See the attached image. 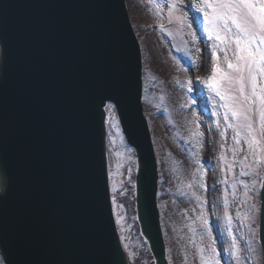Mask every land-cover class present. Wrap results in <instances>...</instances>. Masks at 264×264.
<instances>
[{
    "label": "water",
    "instance_id": "obj_1",
    "mask_svg": "<svg viewBox=\"0 0 264 264\" xmlns=\"http://www.w3.org/2000/svg\"><path fill=\"white\" fill-rule=\"evenodd\" d=\"M125 0H0L3 264H127L107 178L105 106L136 156L135 208L167 264L141 54ZM264 264V179L259 192Z\"/></svg>",
    "mask_w": 264,
    "mask_h": 264
},
{
    "label": "rangeland",
    "instance_id": "obj_2",
    "mask_svg": "<svg viewBox=\"0 0 264 264\" xmlns=\"http://www.w3.org/2000/svg\"><path fill=\"white\" fill-rule=\"evenodd\" d=\"M125 2L133 24L142 25L151 32H153L152 26L156 25L164 35L162 41L164 40L163 42L167 44V51L172 49L176 53L181 51L184 54L186 61H182L184 68L181 66L182 69H180L186 82H191L190 85L187 83L184 85L188 91L184 95L163 94L164 89L160 82L173 74L174 69L162 61L152 35L146 32L143 43L148 57L149 72L147 74L150 86L147 87L152 89L149 88L148 100L143 105L146 107L153 105L156 108L157 117L154 114L149 116L153 136L161 138L168 135L170 137L169 142L163 141L162 145L165 151L168 150V154L159 159L158 166L161 180L162 229L169 237L179 235L181 229L186 230L180 238L187 248L195 245L193 248L196 249L198 264L201 262L197 246L207 247L209 243L216 248L221 264H229L231 241L227 236L224 219L225 201H227V211L233 218L231 228L238 246L243 242V245L239 246L240 264L245 262L261 264V250L257 238L258 214L256 213L255 221L251 225L245 224L242 219H237V212L242 217L247 208L244 209L234 203L233 193L240 182L238 177L244 176L242 172H249V166L255 168V171H251L248 176L250 178L252 175L256 176L254 182L256 181L255 186L258 189L264 164H253L254 156L245 143L246 130L238 129L241 134L237 136L234 128L229 127V124L235 125L237 122L224 107L225 101H222L215 90L208 86L207 81L212 76L213 50L217 52V65L221 71L228 72L229 69L224 62L225 51L221 50L225 46L209 35L208 29L211 26L206 22L204 13L197 11V6L202 3V0H176L180 9L174 14L171 22H169V9L166 6L168 0H126ZM144 5H147V8ZM175 16L186 17L187 23L182 24L175 19ZM188 25L192 27L189 28ZM190 31L195 35V42L188 34ZM198 48L201 51H197ZM232 49L235 50L234 44ZM228 57L230 60L233 59L231 51L228 52ZM201 79L205 80L201 81ZM255 83L257 92L256 96L251 97L248 114L256 138L260 140V148L256 151V156L264 157V139L259 132L261 105L258 99L261 95L260 90L264 88V77L256 75ZM221 85L222 88L227 87L224 81H221ZM245 91L251 95L250 81L246 83ZM114 116V110H109L107 105L105 128L107 143L110 144L107 158L110 190L111 195L116 193L117 197L123 196L128 199L126 208L113 205L115 221L119 227L118 231L120 234L122 231L125 237L124 245L129 264L136 257H140L143 264H151L147 250L138 238L133 198L130 199L127 193L124 195L120 193L124 184L128 186L131 184L136 164L132 152L124 144ZM248 154L251 155L248 156ZM243 156H247L248 159L245 160ZM218 162L222 165L221 167L217 164ZM123 164L126 170H122ZM230 166L231 170H229ZM220 174L223 175L222 179L221 177L218 179ZM189 184L191 187H188ZM193 193L201 198L200 202L195 199ZM172 194L174 196H171ZM201 210L208 218L212 233L211 239L205 236L203 242L201 241L203 229L200 221L196 219ZM249 227L255 230L254 239H251ZM121 237L123 238L122 234ZM246 243L254 251H246ZM170 252L172 263L179 264V253L174 246H171ZM207 255H211L210 250ZM0 264H2L1 261ZM232 264H235L234 260Z\"/></svg>",
    "mask_w": 264,
    "mask_h": 264
},
{
    "label": "snow or ice",
    "instance_id": "obj_3",
    "mask_svg": "<svg viewBox=\"0 0 264 264\" xmlns=\"http://www.w3.org/2000/svg\"><path fill=\"white\" fill-rule=\"evenodd\" d=\"M166 6L169 9V22H171L174 14L179 11L180 5L176 0H168ZM197 11L204 13L206 22L211 26L208 29L209 35L215 37L220 44L225 46L221 50L225 51L224 62L229 69L228 72L221 71L217 65V52L213 50L211 54L212 76L207 81L208 86L215 90L216 95L222 101H225L224 107L231 113L232 119L237 122L235 125L229 124V127L234 128L237 136L241 134L239 130H246L245 143L254 156L253 164L262 165L264 164V157L256 156V151L260 148V140L256 138L248 112L252 102L251 97L256 96L257 92L255 77L256 75L264 77V0H211V2L210 0H202V3L197 6ZM175 19L182 24L187 23L184 16H175ZM188 27L191 28L192 26L188 25ZM188 34L195 42V35L191 31ZM233 44L235 45L234 51L232 49ZM196 50L201 51L199 48ZM230 51L233 53L232 60L228 57ZM221 81L226 82V88H222ZM249 81L251 82V95L245 91V85ZM186 83L191 84L190 81ZM190 90L191 87L189 86ZM260 91L261 95L258 98L261 105L259 109V132L261 138L264 139V88ZM108 107L111 110L116 105L109 104ZM225 118L227 119V115ZM244 159L247 160L248 157L245 156ZM229 170H231V166ZM251 171H255V168L249 166V172H242L241 174L246 176ZM188 187H191V185L189 184ZM243 187L245 189L243 203L247 206V211L242 217L237 212L236 218L242 219L247 225H251L255 221L256 213L261 211V206L256 203V196L250 194L254 190L255 182H253L252 188L248 184H244ZM193 196L200 202L201 198L198 195L193 193ZM261 199L264 201V197H261ZM196 219L200 221L203 229L201 241L203 242L205 236L211 239L212 233L209 228V221L203 210ZM224 219L226 221L227 236L231 241L229 264H232L233 260L235 264H240V248L231 228L233 218L227 211V201H225ZM249 231L251 239H254L255 230L249 227ZM197 248L200 252L201 264H221L219 254L213 244L209 243L207 247L197 246ZM209 250L211 255H207ZM245 250L248 252L254 251L247 243Z\"/></svg>",
    "mask_w": 264,
    "mask_h": 264
},
{
    "label": "trees",
    "instance_id": "obj_4",
    "mask_svg": "<svg viewBox=\"0 0 264 264\" xmlns=\"http://www.w3.org/2000/svg\"><path fill=\"white\" fill-rule=\"evenodd\" d=\"M144 6H145V8H147V5H144ZM135 31H136L137 36L139 37L140 41L142 42L141 35H142L144 29L136 27ZM152 37H153L154 43H155V45L157 47V50L160 52L159 54H161L160 57H161L162 61H164L166 64L172 66L174 68V70H178V76H180V74H181L180 66H179V64L177 62H175V59L169 54V52L167 51L166 46L164 45V43L161 42L162 38L159 36V34L157 32H156V34H153ZM143 58H144L145 62L147 63V57H146V54H145L144 50H143ZM165 87L167 89L173 90L174 91L173 93H178V94L185 90L184 86L181 85V83H180V85H178V83H176V78L175 77H172L170 79V81L167 84H165ZM149 111H151V109H149ZM160 145H161L160 142L157 141L154 146L156 147L158 154L160 156L161 155L163 156V150H162ZM166 243H167V239H166Z\"/></svg>",
    "mask_w": 264,
    "mask_h": 264
},
{
    "label": "clouds",
    "instance_id": "obj_5",
    "mask_svg": "<svg viewBox=\"0 0 264 264\" xmlns=\"http://www.w3.org/2000/svg\"><path fill=\"white\" fill-rule=\"evenodd\" d=\"M0 191H3V188L2 187H0Z\"/></svg>",
    "mask_w": 264,
    "mask_h": 264
}]
</instances>
